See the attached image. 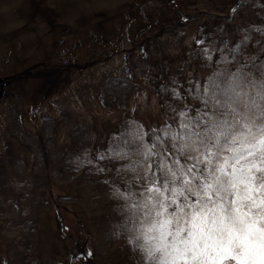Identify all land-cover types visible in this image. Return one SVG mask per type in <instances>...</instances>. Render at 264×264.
Segmentation results:
<instances>
[{
    "label": "rangeland",
    "instance_id": "1",
    "mask_svg": "<svg viewBox=\"0 0 264 264\" xmlns=\"http://www.w3.org/2000/svg\"><path fill=\"white\" fill-rule=\"evenodd\" d=\"M253 64L264 0H0V264H137L107 150Z\"/></svg>",
    "mask_w": 264,
    "mask_h": 264
},
{
    "label": "snow or ice",
    "instance_id": "2",
    "mask_svg": "<svg viewBox=\"0 0 264 264\" xmlns=\"http://www.w3.org/2000/svg\"><path fill=\"white\" fill-rule=\"evenodd\" d=\"M252 68L259 82L241 69L190 80L194 113L173 107L177 125L151 129L150 141L137 128L123 152L107 150L128 161L117 195L137 264H264V69Z\"/></svg>",
    "mask_w": 264,
    "mask_h": 264
},
{
    "label": "trees",
    "instance_id": "3",
    "mask_svg": "<svg viewBox=\"0 0 264 264\" xmlns=\"http://www.w3.org/2000/svg\"><path fill=\"white\" fill-rule=\"evenodd\" d=\"M224 64H226V61H224ZM226 66H227V64H226ZM226 69L228 70V68L226 67ZM152 134L151 133H149V135H148V137H150ZM146 138V139H148L149 140V138Z\"/></svg>",
    "mask_w": 264,
    "mask_h": 264
}]
</instances>
